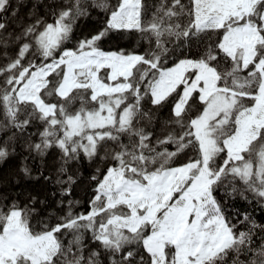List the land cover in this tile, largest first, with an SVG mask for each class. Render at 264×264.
<instances>
[{"label": "snow or ice", "instance_id": "1", "mask_svg": "<svg viewBox=\"0 0 264 264\" xmlns=\"http://www.w3.org/2000/svg\"><path fill=\"white\" fill-rule=\"evenodd\" d=\"M10 4L0 0V161L17 144L38 159L62 214L0 190V264H264V223L247 211L234 222L218 195L264 210V0H51L15 27ZM89 9L102 27L65 47ZM114 31L148 47L103 50ZM84 163L95 187L76 211Z\"/></svg>", "mask_w": 264, "mask_h": 264}, {"label": "trees", "instance_id": "2", "mask_svg": "<svg viewBox=\"0 0 264 264\" xmlns=\"http://www.w3.org/2000/svg\"><path fill=\"white\" fill-rule=\"evenodd\" d=\"M151 2V0H150ZM51 3V0H11L10 10L4 15L13 20L11 16V10L17 11V18L13 20V26H18L21 21H28L29 14L38 11L40 15H46L49 11L47 5ZM37 5L36 8L33 6ZM105 19L104 13L99 9H89V14L78 19L73 28L72 39L65 43V47L72 48L76 45L77 41L94 35ZM11 30V29H10ZM100 47L105 51H119L121 49L125 51H135L143 53L148 47L147 41L141 40L137 33L126 32H111L99 42ZM11 55V53H9ZM175 59V56L172 57ZM171 64V60L168 62ZM170 110V103L165 105L159 112L160 117L166 118ZM37 128H30L29 132L37 131ZM38 137L33 136V140H37ZM28 153L25 149L17 144L16 152L9 156L7 159L0 161V190L10 193L12 197H17L21 200L24 196L31 194L36 196L40 200H45L48 204V208L41 212V217L47 218V212L55 211L57 215L62 214L57 208L56 200L60 199L57 186L51 183V181H45L43 177H40L41 166L38 159L28 158L25 160V156ZM58 150L52 149L49 155L44 160V175L54 173L56 161L58 158ZM184 160L181 156L177 163ZM27 164L32 169L31 177H24L20 173L22 165ZM93 167L84 163L80 167V172L83 173L81 178L73 185L72 199L79 200L81 203L77 207L76 211H85L88 207V201L92 198L94 184H90L87 177L92 174ZM36 177H40L37 179ZM17 181L19 183L17 184ZM52 192H57V195L53 197ZM222 198L226 214L234 217L235 213H244L247 211L252 214L258 223H264V210H261L256 204L248 203L245 200L236 197H228L223 192L218 194ZM251 199V197H249ZM43 208V206H41ZM35 223V221H34ZM259 241H257L258 243Z\"/></svg>", "mask_w": 264, "mask_h": 264}]
</instances>
